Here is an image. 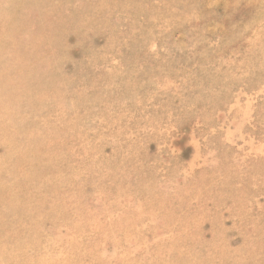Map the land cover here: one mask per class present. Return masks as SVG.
<instances>
[{"label": "rangeland", "instance_id": "obj_1", "mask_svg": "<svg viewBox=\"0 0 264 264\" xmlns=\"http://www.w3.org/2000/svg\"><path fill=\"white\" fill-rule=\"evenodd\" d=\"M44 20L0 56V264H264V0Z\"/></svg>", "mask_w": 264, "mask_h": 264}, {"label": "bare ground", "instance_id": "obj_2", "mask_svg": "<svg viewBox=\"0 0 264 264\" xmlns=\"http://www.w3.org/2000/svg\"><path fill=\"white\" fill-rule=\"evenodd\" d=\"M177 1L174 0V3ZM15 3L23 7L24 16L14 12ZM47 4L48 0H9L7 4L0 2V56L2 53L10 54L18 43H26L25 36L31 33L33 26L44 29V9ZM29 11L36 12L33 18L28 14Z\"/></svg>", "mask_w": 264, "mask_h": 264}]
</instances>
